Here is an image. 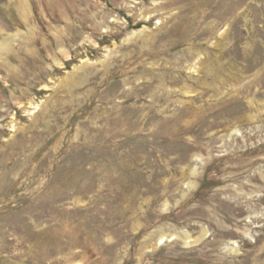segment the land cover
<instances>
[{"label":"rangeland","instance_id":"1","mask_svg":"<svg viewBox=\"0 0 264 264\" xmlns=\"http://www.w3.org/2000/svg\"><path fill=\"white\" fill-rule=\"evenodd\" d=\"M0 264H264V0H0Z\"/></svg>","mask_w":264,"mask_h":264}]
</instances>
